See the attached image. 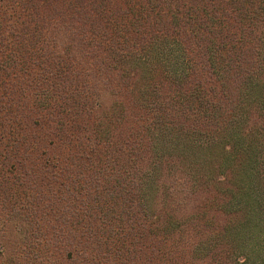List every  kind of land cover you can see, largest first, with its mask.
<instances>
[{
	"label": "trees",
	"instance_id": "obj_1",
	"mask_svg": "<svg viewBox=\"0 0 264 264\" xmlns=\"http://www.w3.org/2000/svg\"><path fill=\"white\" fill-rule=\"evenodd\" d=\"M0 264H264V0H0Z\"/></svg>",
	"mask_w": 264,
	"mask_h": 264
}]
</instances>
